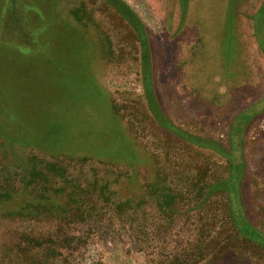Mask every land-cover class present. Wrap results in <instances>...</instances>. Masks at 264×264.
I'll return each mask as SVG.
<instances>
[{"label":"rangeland","instance_id":"1","mask_svg":"<svg viewBox=\"0 0 264 264\" xmlns=\"http://www.w3.org/2000/svg\"><path fill=\"white\" fill-rule=\"evenodd\" d=\"M123 1L153 109L140 42L107 0H0V102L20 118L30 103L43 134L0 126V264H264L225 186L240 156L238 201L264 233V0Z\"/></svg>","mask_w":264,"mask_h":264},{"label":"trees","instance_id":"2","mask_svg":"<svg viewBox=\"0 0 264 264\" xmlns=\"http://www.w3.org/2000/svg\"><path fill=\"white\" fill-rule=\"evenodd\" d=\"M108 3L114 8V10L120 15L121 18H123L130 26L131 30L136 34L138 41L140 42V57H141V76H142V83H143V89L144 94L147 99L148 105L151 109H153L155 105V96H154V90L152 86L151 81V62H150V55H149V47L147 43L146 34L144 31L143 24L141 23L138 16L135 14V12L123 1V0H107ZM255 21H254V31L256 33V36L258 37L259 44L264 50V1L261 4L260 8L258 9L257 13L255 14ZM26 27V25H24ZM87 41V40H86ZM20 53L25 56L24 49H20ZM31 49L28 51V56H31ZM27 73L23 76H20L18 78V85L22 90H25L28 92L29 90V82H27ZM1 95L6 96V93H1ZM5 101V100H4ZM1 100L0 102V126H2L3 130L6 131L11 137V139L16 140H31L34 138H39L41 135H38L35 133V131L27 125V123L19 117V115L14 111L11 103H9V100L4 102ZM26 101H21L20 104L17 106V108H24V111H28L29 106H27ZM263 107V106H262ZM260 108V107H259ZM258 111V109L256 110ZM255 111V112H256ZM27 114V113H26ZM5 116L8 117V120H5ZM10 116V119H9ZM251 116V115H250ZM60 127V126H59ZM168 129L175 132L176 134L180 136H184L183 131L179 128H176L174 126H168L166 125ZM61 129L58 128V130ZM57 133L55 131H50L46 136H55ZM239 137V136H238ZM241 139V135L240 138ZM195 143H198L196 140H192ZM239 155V154H238ZM232 167L229 172L228 176V182L225 185L228 194L230 197V218L233 223V226L235 227L236 231L243 234L244 237L247 240H253L257 244H260L264 246V233L258 231L256 228H254L244 217V214L242 212L241 206L238 201V182L241 174V168H242V160L241 157H233L232 160ZM45 169H49L46 166H44ZM237 168V169H236ZM237 180L234 187L232 186L231 181ZM30 180H26V185L30 184ZM0 188L5 189L3 185L0 186ZM16 189H21L16 188ZM25 191L28 192V189L25 188ZM86 216H82V219H85ZM38 239H32L34 242H38ZM41 243V242H40Z\"/></svg>","mask_w":264,"mask_h":264},{"label":"crops","instance_id":"3","mask_svg":"<svg viewBox=\"0 0 264 264\" xmlns=\"http://www.w3.org/2000/svg\"><path fill=\"white\" fill-rule=\"evenodd\" d=\"M1 69H3V68H1ZM3 71H6V73H9L10 72V70H8V68H6L5 70H3ZM11 73V72H10ZM28 73H30V71H27V75H28ZM26 74V73H25ZM18 75V74H17ZM29 84H30V81H29ZM42 86V85H41ZM51 88V87H50ZM28 91H30V90H28ZM27 106H29V109H28V111H24V113H30L31 111H32V108L30 107V103H28L27 104ZM19 109H21V110H19V114H21L22 115V119L25 121V122H27V119L30 117V116H27V115H29V114H22V112H23V110H24V108H19ZM1 129V128H0ZM2 129L0 130V136L2 135ZM37 131V130H36ZM38 132V131H37ZM38 135H43V134H41V133H37ZM44 135H46V134H44Z\"/></svg>","mask_w":264,"mask_h":264}]
</instances>
